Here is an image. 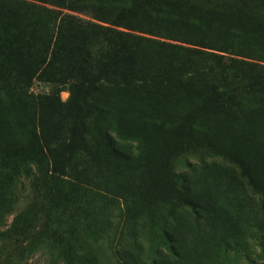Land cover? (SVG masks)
I'll list each match as a JSON object with an SVG mask.
<instances>
[{
  "label": "trees",
  "instance_id": "trees-1",
  "mask_svg": "<svg viewBox=\"0 0 264 264\" xmlns=\"http://www.w3.org/2000/svg\"><path fill=\"white\" fill-rule=\"evenodd\" d=\"M208 159L236 165L264 194V6L0 0L1 182L35 177L41 210L75 207L85 227L119 242L140 224L159 245L153 225L164 206L158 228L168 264H233L225 249L264 264V242L255 261L239 219L228 222L205 200L208 183L184 185L178 168ZM115 202L116 225L105 215L102 224L95 204L105 214ZM179 205L193 217L185 228ZM155 254L150 264H159Z\"/></svg>",
  "mask_w": 264,
  "mask_h": 264
},
{
  "label": "rangeland",
  "instance_id": "rangeland-1",
  "mask_svg": "<svg viewBox=\"0 0 264 264\" xmlns=\"http://www.w3.org/2000/svg\"><path fill=\"white\" fill-rule=\"evenodd\" d=\"M247 1L264 6V0ZM32 88L34 92L42 90L39 86ZM59 97L61 101H65L68 94L62 92ZM116 147L134 152V144L129 142L116 140ZM190 164L192 170L178 168V173H184V185L199 188L204 183L209 184V197L205 200L220 209L221 215L228 217V222L239 219L238 231L248 234L245 236L248 240L247 253L257 261L256 257L261 255L264 242V194L253 191L249 180L232 163L208 159L201 165L196 162ZM34 178L20 172L10 183L0 181V264H65L61 249L75 259L71 260V264H150V255L153 256L154 253L157 263L168 264L169 255L161 246V231L158 228L159 213L164 211V206L155 213L153 225L152 238L157 237L159 245L153 244L151 237L145 234V229L148 233H151V229H142L140 224L131 233L125 232L119 242L117 239L112 240L108 232L101 234L85 227L82 220L84 215L76 212L75 207H57L54 204L45 211L41 210L39 205L44 203L41 197L35 198L31 189ZM94 207L102 224V215H105L110 225H116L118 203L107 208L105 214L100 211V204H95ZM175 216L179 221V228H185L193 218L189 208L184 205L176 207ZM34 217L39 222L36 219L31 223ZM45 221L47 227L44 226ZM246 222L262 227H255L251 231L252 228ZM228 225L230 226L229 223ZM106 227L107 225L104 226ZM231 233L230 237L235 236L234 232ZM157 246L159 250L153 251ZM235 252L225 249L220 251V255L233 264H248L240 257L243 250Z\"/></svg>",
  "mask_w": 264,
  "mask_h": 264
}]
</instances>
